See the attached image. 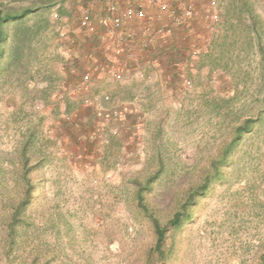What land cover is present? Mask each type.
<instances>
[{"label":"rangeland","instance_id":"1","mask_svg":"<svg viewBox=\"0 0 264 264\" xmlns=\"http://www.w3.org/2000/svg\"><path fill=\"white\" fill-rule=\"evenodd\" d=\"M107 1L0 0L13 11L36 9L19 27L33 32L21 64L3 70L15 23L0 59V264H157L147 257L154 234L136 206L135 182L156 177L145 198L164 223L248 117L256 122L223 167L225 178L167 233L165 264H257L264 252V0H247L255 30L245 15L232 30L223 24L238 0H199L189 25L142 49L137 37L101 40L80 24L84 7L97 21ZM28 187L11 242L7 224Z\"/></svg>","mask_w":264,"mask_h":264},{"label":"trees","instance_id":"2","mask_svg":"<svg viewBox=\"0 0 264 264\" xmlns=\"http://www.w3.org/2000/svg\"><path fill=\"white\" fill-rule=\"evenodd\" d=\"M237 3H229V6H233L234 12L231 13L230 8L227 9L223 22V24L227 23L226 29H234L235 25L244 21L245 15L252 20L247 29L255 30L258 20H256L254 9L248 4L247 0H238ZM4 7V4L0 3V59H2L5 54L4 44L7 39V25L9 23H15V27H17L10 62L3 68V70H6L9 69L11 65L21 64L23 58H25L24 54L27 51V47H29L28 43L33 32L29 28L19 29V27L22 26L24 17L34 12L36 9L32 7H23L13 11L10 8ZM256 119L257 118L248 117L234 125L231 138L221 147L219 153L210 160L209 168L206 169L202 180L189 189L178 208L164 223L160 221L155 212V208L150 206L145 198V191L156 177L152 175L144 183H140L139 181L135 182L137 186L134 194L136 206L150 223L154 234V243L148 250V258L155 255L158 261L157 264H165L167 258V251L165 248L167 233L172 229L180 228L188 219L190 208L195 204L197 198L208 192L215 182H220L225 178L223 167L229 162L232 153L235 152L242 135L252 129ZM24 146L26 148V145ZM29 188L30 187L26 190L23 199L13 209L7 224L11 242L14 240L16 226L22 221L21 215L30 201L31 193ZM258 261L257 264H264V252L260 255Z\"/></svg>","mask_w":264,"mask_h":264},{"label":"built area","instance_id":"3","mask_svg":"<svg viewBox=\"0 0 264 264\" xmlns=\"http://www.w3.org/2000/svg\"><path fill=\"white\" fill-rule=\"evenodd\" d=\"M81 1V0H77ZM98 0H89L94 5ZM122 7H118L114 0H108L100 11L98 20L91 17L92 10L84 7L79 14L80 24L92 34L101 40L107 35L114 38L115 43H122L124 40L135 39L133 31L123 32V26L126 21H146V35L139 43L140 49L149 46L152 40L159 35H168L173 32L174 27L189 25V22L195 18V8L192 4L199 0H123ZM214 1L209 3V10L215 20L216 7ZM213 5V6H212ZM198 8V7H197ZM149 9H153L152 12ZM154 21V22H153ZM155 21H158L155 23ZM102 31V32H101ZM143 76V74H141ZM90 79V72L83 74L82 81L87 83ZM81 87V85H78ZM93 99L97 100V97Z\"/></svg>","mask_w":264,"mask_h":264},{"label":"crops","instance_id":"4","mask_svg":"<svg viewBox=\"0 0 264 264\" xmlns=\"http://www.w3.org/2000/svg\"><path fill=\"white\" fill-rule=\"evenodd\" d=\"M206 1V0H205ZM101 9V8H100ZM149 11L150 12H152V9H149ZM129 23V22H128ZM145 23V22H144ZM125 24H126V22H125ZM141 25V26H140ZM202 26V25H201ZM127 27V29H129V30H127V29H125V30H127V31H130V29H131V31H133L134 32V34L136 33V37L138 38V41L139 40H142V39H144V37H145V35H146V32H145V26H143V24L141 23V22H139V21H134V22H132V24H131V22H130V25L128 24V26H125V28ZM163 45V44H162ZM159 49L160 48H162V47H158Z\"/></svg>","mask_w":264,"mask_h":264}]
</instances>
